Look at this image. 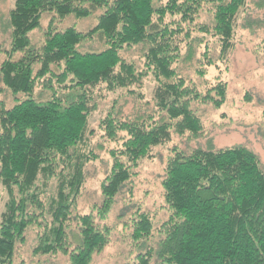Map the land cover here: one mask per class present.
Here are the masks:
<instances>
[{
  "label": "trees",
  "instance_id": "trees-1",
  "mask_svg": "<svg viewBox=\"0 0 264 264\" xmlns=\"http://www.w3.org/2000/svg\"><path fill=\"white\" fill-rule=\"evenodd\" d=\"M248 5L249 0H14L0 85L25 96L10 108L0 102V187L5 192L0 264H15L17 248L32 229L38 230L35 256L61 254L71 264H93L111 243L114 229L107 221L116 199L142 163L174 135L193 140L205 135L195 104L220 109L227 101V82L203 92L181 77L177 64L184 48L191 61L194 44L211 37L220 48L218 61H228ZM206 7L211 21L201 22ZM96 12L101 14L89 31L59 30L51 21L42 45L34 46L30 35L41 29L45 14L63 21L87 20ZM97 38L104 42L102 51H83ZM261 47L264 53V41ZM135 48L144 49L141 69L123 55ZM215 63L209 51L203 54L200 79ZM150 78L157 83L159 120L124 121L111 112L99 131L91 128L97 92L125 91L142 100ZM38 89L52 93L50 98L41 101ZM99 134L103 142L118 145L108 151L112 165L101 185V206L82 215L77 203L87 168L99 158L92 142ZM171 153L162 182L171 216L156 246H150L155 222L147 213L136 214L131 238L142 251L131 264H264L260 157L244 146L191 153L174 147Z\"/></svg>",
  "mask_w": 264,
  "mask_h": 264
},
{
  "label": "rangeland",
  "instance_id": "rangeland-1",
  "mask_svg": "<svg viewBox=\"0 0 264 264\" xmlns=\"http://www.w3.org/2000/svg\"><path fill=\"white\" fill-rule=\"evenodd\" d=\"M13 5L14 0H0V62L6 58L5 52L9 50L11 43L9 12ZM100 14L101 12H96L94 17L87 20L70 17L63 21L54 19V14H45L41 29L33 32L30 37L34 46H41L45 40L46 30L53 20L59 30L74 27L81 32L89 31L97 24L96 18ZM209 21H211L210 8L206 7L201 22ZM263 41L264 0H249L247 11L240 16L237 44L228 61H218L220 48L217 40L211 37H207L202 44H194L195 52L191 61L187 59L188 48H184L183 59L177 64L181 77H186L203 92L206 91L207 86L210 87L218 81L227 82V101L220 109H215L212 105L195 104L193 109L205 126V135L198 140L174 135L171 143L155 150L153 159L142 163L132 182L116 199V204L107 221L114 229L111 243L103 253L95 256L93 264H131L134 262L142 251L141 245L136 244L131 238L132 220L139 211L152 216L155 222L153 241L150 242V246H156L161 238L162 225L171 216L162 182L166 175L168 161L172 156L171 150L174 147L191 153L199 148L216 150L244 146L260 157L264 168V53L261 47ZM104 47V42L97 38L94 43L85 46L83 51H102ZM207 51H209L210 58L216 61V65L208 68V75L202 80L197 75V71L200 69L203 54ZM143 54V48H135L126 51L123 55L126 60L135 62L141 69ZM19 56L17 55L16 58ZM3 87L0 85V89ZM156 87L157 83L151 78L148 79L141 90L144 95L142 100L129 96L125 91L113 94L104 91L97 92V109L90 120L91 128L99 131L101 120L111 112L124 121L145 120L151 116L159 120L154 102ZM39 93L42 95L41 101H47L52 94L42 89H38L36 95ZM24 96V94L15 96L4 88L0 92V102H4L10 108ZM92 142L99 158L87 168V182L77 203V212L82 215L91 213L101 206L103 202L101 185L112 165L108 151L118 145L114 142H103L100 134L93 137ZM4 204L5 192L0 187V218ZM37 241L38 230H30L27 233L26 243L17 248L15 264L23 262L25 264H71L69 257L61 254L35 256L33 251Z\"/></svg>",
  "mask_w": 264,
  "mask_h": 264
}]
</instances>
